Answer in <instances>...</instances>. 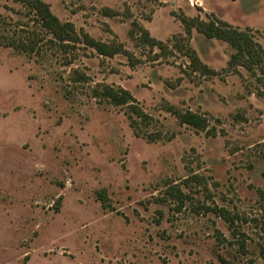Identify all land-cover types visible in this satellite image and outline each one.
Masks as SVG:
<instances>
[{
  "label": "rangeland",
  "instance_id": "1",
  "mask_svg": "<svg viewBox=\"0 0 264 264\" xmlns=\"http://www.w3.org/2000/svg\"><path fill=\"white\" fill-rule=\"evenodd\" d=\"M44 1L132 62L64 49L0 0V264H264V69L232 68L229 44L182 21L220 19L264 48V0ZM187 111L208 128L181 124Z\"/></svg>",
  "mask_w": 264,
  "mask_h": 264
},
{
  "label": "trees",
  "instance_id": "2",
  "mask_svg": "<svg viewBox=\"0 0 264 264\" xmlns=\"http://www.w3.org/2000/svg\"><path fill=\"white\" fill-rule=\"evenodd\" d=\"M15 4L27 6L34 13L35 22L44 29L54 42H57L64 49L70 48L73 44H84L94 49L99 55L104 57H115L123 54L132 62V56L126 51L122 45L108 44L97 40L84 31H77L75 25L70 22H62L51 10L50 5L44 0H12ZM185 26L188 38L193 29L202 34L209 40L217 39L229 44L234 49L231 56L229 66L232 68L243 67L248 71L255 69H264V48L257 43L250 35V30H241L237 27L229 25L227 22L215 19L212 21H203L200 18L182 20ZM143 39L150 46L159 50L166 49V43L159 41L143 30ZM10 47L20 50L26 48L34 49V45H28L25 42L12 40L9 42ZM186 56L190 60V67L194 72H199L203 76L215 75V71L205 65L197 56L196 52L185 47ZM96 96L106 98L109 102L116 106H129L133 113L141 120H146L147 115L134 105L135 99L133 95L125 89H115L111 86H103L96 92ZM177 118L183 125L205 131L208 128V119L205 115L187 111L184 113H176ZM102 201L106 200L105 191L99 193Z\"/></svg>",
  "mask_w": 264,
  "mask_h": 264
}]
</instances>
